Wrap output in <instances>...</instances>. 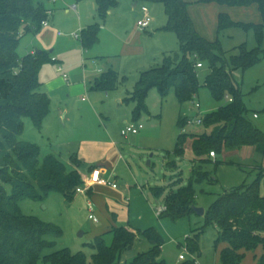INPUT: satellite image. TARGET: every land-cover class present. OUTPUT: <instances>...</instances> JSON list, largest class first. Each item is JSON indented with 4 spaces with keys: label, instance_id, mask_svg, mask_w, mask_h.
<instances>
[{
    "label": "trees",
    "instance_id": "obj_1",
    "mask_svg": "<svg viewBox=\"0 0 264 264\" xmlns=\"http://www.w3.org/2000/svg\"><path fill=\"white\" fill-rule=\"evenodd\" d=\"M44 1L0 0V264H38L40 261L43 264H124L122 255L132 247L138 235L143 236L150 247L137 253L129 264H166L161 257L163 240L153 227L144 230H132L125 226L110 228L87 244L93 250L90 262H87L83 252L72 253L68 248L45 254V250L55 247V241L48 237H60L63 233L61 228L21 211L22 200L41 201L51 192H57L71 201L76 188L82 184L78 169L81 162L76 156H70V164L53 154L41 157L37 145L20 139L24 118H28L36 129H41L50 110V98L43 91L39 79L40 68L51 62L48 53L35 51L20 56L17 52L21 35L37 33L42 28V22L47 21L51 11L45 7ZM133 1L143 5L161 4L166 22L159 29L173 33L179 42L178 51L165 52L159 66L140 72L133 90L125 97L124 101L133 105V120L142 113H149L146 100L152 88L160 97H165L172 88L181 105L191 101L201 86L196 63L202 65L203 60L209 64L203 86L209 89L215 100L227 99V103L200 118V124L209 132L190 135L195 157L191 161L187 182L175 190L170 189L163 198L166 210L159 217H169L174 221L189 218L194 213L193 206H196L194 185L216 180L202 170L203 164L212 161L210 152L218 155L251 146L257 154L264 155V135L247 119V109L233 80L235 70L244 71L264 57V48L247 49L243 43L238 47L237 54L228 55L229 52L222 50L218 40L220 32L240 27L245 31L252 30L260 41L264 32V0H197L199 3L228 7L255 5L260 13V22L253 23L234 21L226 12H220L215 41H209L197 32L185 0ZM95 2L101 19H105L118 4V0ZM98 31L97 22L81 30L84 47L98 40ZM121 82L117 73L109 69L96 79L93 89L107 93ZM177 122L183 126L187 117L179 116ZM186 138L185 133L178 135L177 155L183 153ZM213 161L215 165L221 163L216 158ZM222 163L239 167L233 161ZM256 165L261 170L251 183H242L219 194L205 210L203 225L190 230L185 239L190 254L199 255V236L206 226L214 225L217 229L214 246L219 248L222 264H244L247 253L252 254V264H264V195L259 194L264 166L260 163ZM150 190L159 197L164 188L154 186ZM178 264H194V261L187 259Z\"/></svg>",
    "mask_w": 264,
    "mask_h": 264
},
{
    "label": "rangeland",
    "instance_id": "obj_2",
    "mask_svg": "<svg viewBox=\"0 0 264 264\" xmlns=\"http://www.w3.org/2000/svg\"><path fill=\"white\" fill-rule=\"evenodd\" d=\"M185 1L200 25L201 33L197 32L207 40L215 41L219 14L217 6L219 5L214 3L217 6H204L197 0ZM75 2L77 1L45 0L44 5L53 14V19L48 26L42 27L37 33H23L17 47L18 54L23 56L32 50L47 52L50 59L62 61L63 73H66L70 82H73L74 73L81 72V51H84L85 57L88 58L90 55L104 56L109 58L118 79L123 82L119 84L118 90L107 93L102 91L87 93L82 87L80 91L76 85L70 92L69 98L65 96L66 92H63L66 86L64 83L62 105L65 103L67 107L73 109L72 120L64 122L62 120V129L58 124H53L50 129L46 125L36 129L28 118H24V130L20 139L37 145L41 157L53 154L60 158L59 153L64 154L66 149L74 147L76 150L78 144L86 137L97 140L110 138L122 158L117 167L116 180L121 182V185L125 182L130 184L131 192L137 196V201L132 205L135 208L134 210L132 207V211L137 218L134 226L136 228L153 227L157 230L163 240L161 257L165 263L178 264L179 255L183 254L186 260H193L197 264H222L217 255L219 248L214 246L217 236L214 225L206 226L200 234L199 255L190 254L186 249L185 239L191 229L200 228L203 225L202 216L193 213L189 218L174 221L169 217H158L155 213V209L163 204V198L170 189L175 190L187 182L191 161L195 157L191 148L190 135L209 132V129L196 122L179 126L178 117L195 120L227 103L226 98L215 100L209 89L203 86L204 78L209 73L208 61L203 60L202 67L197 68V77L201 86L191 101L181 105L172 88L165 97H160L156 89L152 88L146 100L149 113H142L133 120L132 103L126 101L119 103L116 98L117 93L124 96L131 93L139 78V70L159 66L160 56L165 51H178V39L171 32L156 30L149 34L151 27L146 29L136 27L138 14L125 12L122 5L105 19L98 16L95 5H85L84 17L81 16V10L79 11L83 25L81 28L77 15L66 11V5ZM142 5L139 3V7ZM144 5L153 7L151 14L154 15L158 27L166 22L161 4L145 3ZM156 8L159 9L156 11ZM230 8L235 21L255 23L257 22L255 19L261 18L260 13L251 7L245 11H239L237 7ZM240 13L244 14L245 18ZM230 18L233 20L231 16ZM96 22L99 26L98 41L92 44L91 48H84L81 45V29ZM102 26L106 28L104 31ZM58 32L62 35H58ZM74 32L77 33V38L73 36ZM218 40L222 50L229 52L228 55L237 54L238 47L243 43L246 44L247 49L264 48V32L258 41L252 30L245 31L240 27H232L220 32ZM110 55L115 57H108ZM105 59H98L96 62L88 60V71L102 69ZM57 67V64L47 62L40 68L39 79L44 86L46 82H52L59 76ZM85 74L86 79L91 78L89 72ZM233 80L239 87L242 102L247 109V119L264 135V57L244 71L235 70ZM55 97H53L54 100ZM196 102L199 103V108H195ZM129 123L142 124L143 127L137 134L123 135L121 131ZM180 133L187 134V138L183 143V153L177 155L175 149ZM215 157L221 163L215 165L212 159L211 162L202 165V170L209 172L216 180L212 183L203 182L194 185L196 206L204 210L224 191L242 183H251L256 178L258 170H261L255 164L260 163L264 166V155L257 154L251 146L224 151ZM224 161H233L239 164V167L222 163ZM172 165L176 166L172 167ZM154 186L164 188L161 196L156 197L152 194L150 188ZM259 194L264 195V178L259 181ZM20 208L26 215L36 216L42 221L54 223L61 228L63 233L60 237H48L55 241V247L45 250V254L52 250L68 248L72 253L83 252L87 262H90L93 250L87 244L107 232L106 229L99 228L102 220H107L106 217L94 212L98 222L89 220L85 200L79 194L71 201H67L59 193L51 192L41 201L22 200ZM106 238L109 240V237ZM139 249V242H137L122 255V262L126 261L125 264H129L132 257L141 251ZM250 262L249 257L244 260V264H250ZM38 264L43 263L40 261Z\"/></svg>",
    "mask_w": 264,
    "mask_h": 264
},
{
    "label": "crops",
    "instance_id": "obj_3",
    "mask_svg": "<svg viewBox=\"0 0 264 264\" xmlns=\"http://www.w3.org/2000/svg\"><path fill=\"white\" fill-rule=\"evenodd\" d=\"M202 4H204V6H211V5L217 6L214 3H202ZM85 5H90V6L95 5L96 6V2H95V0H82V1H77L75 3L66 5V11L67 12H72L73 14L77 15L78 20H79L78 24L80 25L81 28L83 25L81 23V17H80L79 11L81 10V16L84 17ZM120 5H122L123 10L125 12H129V13L133 12L135 14H138L137 20L139 18H141L142 14L140 11L139 4L135 3L133 0H118L117 6L114 7L113 9H111L108 12L106 17H109L110 15H112L113 11L116 8H118ZM248 7H251L252 9H255V11L258 12V9L256 6L251 5ZM248 7H237V9L239 11H242V10L245 11L246 9H248ZM217 8H218L219 13L220 12H226L229 16H231L233 18V20L235 19L231 15L232 9L230 7L219 5V6H217ZM157 9H159V8H156V11H157ZM148 10H149L150 15H151V23L148 26V27H151L150 28L151 31L148 33L151 34V33L155 32L156 30L161 31L159 29V27H162L165 23H162V25H160L158 27L155 23L156 19H155L154 15L151 14V10H153V7H148ZM188 11H189L190 17L192 18L191 20H192L196 30L201 33L200 25H199L197 19H195L194 15H193V11L190 9H188ZM241 15H242V17L245 18L244 14H241ZM52 19H53V14H51V12H50L49 17L47 19V24L45 26H48L51 23ZM260 20H261V18L255 19V21H257V22H260ZM257 22H255V23H257ZM45 26H42V27H45ZM136 27H138L137 21H136ZM102 29L104 31L106 29L105 26H102ZM164 32H166V31H164ZM74 33H76V32H74ZM58 35H62V34L60 32H58ZM81 45H83V44L81 43ZM88 48H91V46ZM35 51H38V50H32L30 53H33ZM165 52H168V51H165ZM165 52H163L161 54V56H160L161 58ZM89 57L90 58H88L87 56L85 57V52L81 51V58H80L81 72L74 73L72 75V79H73L72 81L73 82H70L69 77L66 75V73H63V68L61 66L62 61L59 59L51 58V62L58 65L57 72H58L59 76L57 78H55L52 82H50V81L46 82L45 86H44L43 82L40 80L42 82L43 91L50 98V110H49V113L47 114V116L45 117L41 128H43V126L46 125L47 128L50 129V128H52L53 124H58V125H60V129H62V120H63V122L65 120H72V116H73L72 110L73 109L71 107L70 108L67 107V105L65 103H64V105H62V85L64 83L66 86H65V89L63 92H66L65 96L67 98L70 97V92L72 91L73 87H75L76 85H78V88L80 89V91H81V87H82L87 93L97 92L95 89H93V84L96 81V79H98L101 74H103L104 72H106L109 69L115 71L112 63L108 60L109 58L104 57V56H99V55H92V56L90 55ZM108 57H115V56L110 55ZM102 58H104V59L106 58L104 60L105 64H103L102 69H98V70L90 69L88 71V69H89L88 65H87L88 60H90L92 62H96V60L102 59ZM146 69H148V68H146ZM146 69H140L138 74L140 72L146 70ZM85 72H89L91 74V78L86 79ZM118 87H119V84L116 87V89H114V90H118ZM114 90H112V91H114ZM54 96H56L55 100L53 99ZM126 96H124L121 93H117V96H116L117 101L119 103H122ZM82 99H84V97H82ZM68 116H70V118ZM253 116H254V114H253ZM74 149H75V147L73 149H66V153H64V154L59 153L60 159L62 161H64L65 163L70 164L69 158H70V156L74 155L81 162V165L78 167V169H79V172L82 176H86L88 174H95V175H99V176L108 178V179L112 180L113 182H116V184H117L116 188H112L111 186H108V185H99V184L93 183L88 187L86 195L79 194V193H75V195H74V197L78 194L80 196H82V198L85 200V206H86L87 211H88L87 199H90V201L94 204L93 213L94 212L99 213L100 215L106 217L107 220H102L99 228L100 229H106V231H108L110 228L116 227V226H125L128 228H131L132 230H137V229L138 230H144V229H146V228H136L134 226V222L136 221L137 218H135L136 215L132 211V207H133L132 205H134L135 204L134 202L137 201V196L134 192L133 193L131 192L132 188H131L130 184L125 182L124 184L121 185V182H118L116 180V178H117V173H116L117 167L120 164V160L122 158L118 154V151L115 147V144H113L110 141V138L108 140H97V139H94L93 137H86L85 139H83V141H81L78 144L76 150H74ZM211 158L215 159L216 157H211ZM126 203H128V206H126ZM133 209L135 210L134 207H133ZM89 213L90 212L88 211V215H89ZM89 220L94 221V222H98L97 218L89 219ZM137 242H139V248H140L139 250H141L137 253L146 251L150 247V244L148 243V241L141 235L136 236L135 241H134L132 246L136 245ZM223 245H222V247H223ZM127 251H129V250H127ZM260 253H261V251L259 250V254ZM217 255L219 258V250L217 252ZM247 255H248L247 257H249V259L251 261L252 254L247 253ZM181 261L182 260L179 259V262H181ZM123 263L125 264L126 261H123ZM252 263H253V261L250 262V264H252Z\"/></svg>",
    "mask_w": 264,
    "mask_h": 264
},
{
    "label": "built area",
    "instance_id": "obj_4",
    "mask_svg": "<svg viewBox=\"0 0 264 264\" xmlns=\"http://www.w3.org/2000/svg\"><path fill=\"white\" fill-rule=\"evenodd\" d=\"M140 11H141L142 16H141V18H139L137 20V26L140 29H146V28H148V26L151 23V15L149 14V10L145 5H142L140 7ZM46 24H47V21L42 22V26H45ZM73 36L75 38L78 37L77 33H74ZM201 66L202 65L200 62L196 63V67L199 68ZM194 106H195V108L200 107L199 103H197V102L194 103ZM254 116H256V115L254 114ZM193 122L200 124L201 119L200 118H197L195 120L187 119V124L193 123ZM142 127H143L142 124L129 123L121 131V133L123 135L137 134L139 132V130L142 129ZM209 155L211 157H215V154L213 152H210ZM81 181H82V184L76 188L75 193H79V194H83V195H86L88 187L93 183L99 184V185H108V186H111L112 188L117 187L116 182H113L112 180H110L108 178H105V177H102L99 175H95V174H88L86 176H83V177H81ZM87 208H88V211L90 212L88 215V218L89 219H95L94 214H93L94 204L90 201V199H87ZM165 210H166V206L164 204H162L155 209V213L159 217L162 213L165 212ZM179 259L180 260H186V257L183 254H180ZM194 264H197V263L194 261Z\"/></svg>",
    "mask_w": 264,
    "mask_h": 264
},
{
    "label": "water",
    "instance_id": "obj_5",
    "mask_svg": "<svg viewBox=\"0 0 264 264\" xmlns=\"http://www.w3.org/2000/svg\"><path fill=\"white\" fill-rule=\"evenodd\" d=\"M147 164H149V162H147ZM192 210L194 211L195 214L199 216H203L205 213V210L202 207L193 206Z\"/></svg>",
    "mask_w": 264,
    "mask_h": 264
}]
</instances>
